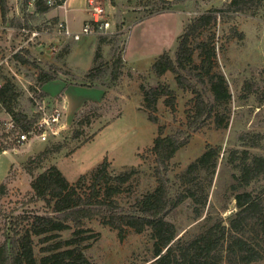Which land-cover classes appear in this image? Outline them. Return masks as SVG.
Masks as SVG:
<instances>
[{"label": "rangeland", "instance_id": "obj_1", "mask_svg": "<svg viewBox=\"0 0 264 264\" xmlns=\"http://www.w3.org/2000/svg\"><path fill=\"white\" fill-rule=\"evenodd\" d=\"M99 1L103 4L105 20L109 25L106 32L83 36L77 42L44 37L39 42L40 46L28 45L24 48L29 51V63L42 68L52 66L58 74V79L42 86L35 84L36 71L31 64H14L11 61V53L23 39L16 33L19 27L3 24L0 17V68L2 74L13 76L22 91L17 108L33 114L28 101L32 95L30 87H39L45 98L61 101L64 95L67 101L64 127L56 138L46 142L27 139L23 146L14 149L10 145L5 153H0V243L12 235V228L22 215L30 211L41 213L43 210L41 202L27 203L31 180L27 165L34 174L54 165L72 183L107 159L109 170L113 173L138 168L139 172L131 176L129 186L124 190V201L154 187L153 158L146 149L152 145L157 125L163 127V135L176 128H185V112L191 94L178 89L170 73L155 77L150 72L151 64L164 51L173 57L176 38L189 19L220 8L229 0H183L173 4L169 10L153 13L151 4L157 0ZM7 5L9 19L20 15L17 0H8ZM66 8L64 13L69 29L80 30L90 17L85 10L86 0H67ZM63 11L51 9L41 17L31 19V25L37 28L44 23L53 24L62 19ZM216 16L215 26L212 27L216 60L231 93L229 124L224 130L207 124L190 133L187 144L176 152L171 161L170 178L197 158L207 144L221 146L223 153L241 149L238 138L242 134H261L260 147L249 150L264 155V10L259 9L255 17L238 12H226L221 16L216 13ZM234 30L243 36L234 34ZM115 35V46L120 45L122 51V75L107 89L83 86L82 75L91 67L97 36L110 38ZM52 46L56 47L55 51L51 50ZM110 49V44L103 45L104 59L110 58ZM141 83L149 86L169 84L176 95L175 111L167 109L163 98H160L156 111L158 123L149 121L142 110ZM6 118L0 108V124ZM80 120H84L83 125H79ZM75 131L79 132V136L75 137ZM55 144L61 145V148L52 152ZM44 151L47 154L42 156ZM138 155L145 158L141 159ZM221 156L203 214L220 218L227 225L226 219L235 204L228 189L233 170L226 164L225 155ZM31 159V163L28 162ZM202 218L194 220L189 200L167 216L175 227L177 238L191 237L200 228ZM85 226L98 235L85 250L91 264H150L152 241L149 230L141 234L126 230L120 239L115 230L102 227L96 219L85 221ZM68 235L69 232H64L62 237ZM37 250L38 247L34 250L36 255ZM251 264H264V260Z\"/></svg>", "mask_w": 264, "mask_h": 264}, {"label": "trees", "instance_id": "obj_2", "mask_svg": "<svg viewBox=\"0 0 264 264\" xmlns=\"http://www.w3.org/2000/svg\"><path fill=\"white\" fill-rule=\"evenodd\" d=\"M182 1H154L151 13L169 10L173 4ZM7 3L8 0H0V17L1 22L9 26L35 27L31 25V19L51 10L43 0H17L21 16L9 19ZM259 9L264 10V0H229L220 8L194 15L177 36L173 57L164 51L151 64L150 72L155 77L170 73L176 87L191 94L185 112V128H176L163 135V127L157 125L152 145L146 149L153 158L155 185L152 189L124 201V190L128 188L131 176L139 172L138 168L113 173L107 159L72 183L54 165L39 174H34L27 165L31 177L27 203L41 202L43 210L41 213L30 211L15 223L12 235L0 243V264H91L85 250L98 235L85 226V221L93 219L102 227L115 230L120 239L126 230L136 234L149 230L152 241L150 264H251L264 260V155L249 150L260 147L261 134L239 135L242 148L225 153L221 152V146L207 144L197 158L169 177L171 161L187 144L190 133L207 124L217 130H224L229 124L231 93L218 68L212 30L216 13L221 16L226 12H238L255 17ZM234 34L243 36L235 30ZM116 36H97L91 67L82 75L83 86L107 89L122 75V51L120 45L115 46ZM104 44L111 45L109 59L103 58ZM11 54L14 64L29 63L27 49ZM29 64L36 71L34 81L37 86L58 79L52 66L42 68ZM1 71L2 68L0 108L26 131L37 116L34 109L29 115L17 108L22 91L12 75ZM139 89L142 110L152 123H158L156 111L160 98L167 109L175 111L176 95L169 84L149 86L141 83ZM30 90L39 99L46 97L39 87H30ZM28 101L33 108L30 96ZM83 123L84 120L79 121V125ZM74 135L79 136V132L75 131ZM9 146L4 145L5 148ZM60 148L61 145L55 144L51 151L57 152ZM46 152L41 155L45 156ZM224 155L226 164L233 170L228 189L235 203L226 219L227 225L220 218L203 214L218 161ZM186 200L191 203L194 220L203 218L200 228L191 237L177 238L175 227L167 216ZM64 232H69L65 238L62 237Z\"/></svg>", "mask_w": 264, "mask_h": 264}, {"label": "built area", "instance_id": "obj_3", "mask_svg": "<svg viewBox=\"0 0 264 264\" xmlns=\"http://www.w3.org/2000/svg\"><path fill=\"white\" fill-rule=\"evenodd\" d=\"M45 5L50 9L67 10V0H43ZM85 10L90 17L85 22L81 29L72 31L69 29L64 20H57L55 23H46L39 28L20 26L16 33L19 34L23 41L14 53L28 45L40 46V41L44 37H56L63 40L77 42L83 36L92 34H101L106 32L108 23L105 20V9L99 0H86ZM56 47L52 46L51 50L55 51ZM7 64V58L5 59ZM32 99L34 113L36 114L35 122L26 130H21L13 119L9 116L0 124V153H5L4 145H11L14 149L25 144L27 139H35L39 142H46L56 138L64 127L65 103L63 99H48L37 98L35 95H30Z\"/></svg>", "mask_w": 264, "mask_h": 264}, {"label": "crops", "instance_id": "obj_4", "mask_svg": "<svg viewBox=\"0 0 264 264\" xmlns=\"http://www.w3.org/2000/svg\"><path fill=\"white\" fill-rule=\"evenodd\" d=\"M64 12H66V11H63L62 13L63 14H61L62 15V20H64L66 23H67V21H66V18H65V13ZM68 25V24H67ZM71 29V28H70ZM62 98H63V101H64V103H65V111H67V101H66V98H65V96L63 95L62 96Z\"/></svg>", "mask_w": 264, "mask_h": 264}]
</instances>
